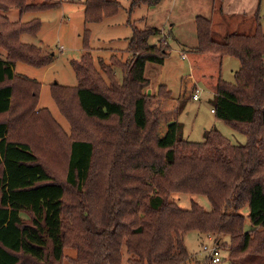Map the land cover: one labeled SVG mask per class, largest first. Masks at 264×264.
<instances>
[{
    "label": "trees",
    "instance_id": "trees-1",
    "mask_svg": "<svg viewBox=\"0 0 264 264\" xmlns=\"http://www.w3.org/2000/svg\"><path fill=\"white\" fill-rule=\"evenodd\" d=\"M160 1L129 0L127 13ZM57 5L0 0V49L6 53L0 59V264H64L67 245L77 250L70 258L74 264H121L123 248L132 264H186L189 231L210 235L220 253L227 236L228 264H264V31L259 19L252 33L232 31L217 41L211 19L196 15L197 43L186 54L193 61L208 56L210 67L207 72L202 59L199 67L191 61L192 75L183 77L178 98L163 85L157 93L144 92L146 65H162L170 49L159 28H138L128 20L129 58L101 60L107 80L94 65L84 29L83 54L72 62L77 85L49 88L69 124L67 134L48 108L37 107L41 83L14 70L17 62L43 67L52 60L20 39L35 36L40 20L10 21L4 14ZM121 8L116 0H85L83 19L97 22ZM223 56L239 61L233 83L221 78ZM198 80L213 93L215 117L244 134V144L230 143L216 129L205 130L201 142L182 138L177 114L193 99ZM173 193L203 195L211 209L196 203L181 208L170 200ZM194 264L213 263L207 256Z\"/></svg>",
    "mask_w": 264,
    "mask_h": 264
},
{
    "label": "rangeland",
    "instance_id": "rangeland-1",
    "mask_svg": "<svg viewBox=\"0 0 264 264\" xmlns=\"http://www.w3.org/2000/svg\"><path fill=\"white\" fill-rule=\"evenodd\" d=\"M58 1V5L48 10L38 12H25L20 15L16 8L9 9L4 14L10 21L20 20L27 22L32 19H39L41 26L35 36L22 34L20 39L24 43H29L40 47L42 56L51 57L49 64L43 67H37L22 62L15 64L14 70L17 74L35 79L41 83L38 108H48L58 124L70 133V127L67 120L59 113L51 95L50 85L58 83L63 86H76L77 80L72 68V62L80 60L83 54L82 34L84 29L89 30L88 46L92 54L93 62L97 70L107 80L105 73L101 70L100 61L109 63L111 55L120 58L121 61L128 60L129 53L125 50L128 39L132 35L131 24L135 27L144 28L153 26L161 30V37L165 35L169 44V51L162 65L147 64L145 68V77L149 79L148 87L144 90L147 95L158 92L161 85L165 86L172 97L178 98L181 90V81L183 77L191 76L193 62L195 67L200 66L198 59H202L208 66H204L208 72L210 63L208 56L187 55L186 50L196 45L194 35L193 19L189 23L190 14L203 15L211 19L213 38L222 41L226 33L235 30L236 21L234 17H227L221 12L220 0H214L211 10H206L204 4L195 3L191 0H161L157 5H142L136 8L130 15L127 13L129 0H116L122 5V8L112 16H103L97 22H85L83 19L85 0H50ZM41 2V1H40ZM261 16V26L264 30V4L259 10ZM179 19L183 24L179 25L173 22ZM239 19V18H238ZM255 20V19H254ZM245 21V20H244ZM174 26H170V23ZM251 23V22H250ZM249 21L238 29L237 32L244 30L248 33ZM247 25V26H246ZM157 41V38L151 40V43ZM185 53V54H184ZM6 53L0 49V59H5ZM264 60V56H263ZM192 61V62H191ZM239 61L232 56H223L220 65L221 78L228 82H234V73L239 69ZM205 72V71H204ZM116 79L121 80V72L115 69ZM195 92L199 100L190 99L177 114V121L182 126V138L193 142L203 141V132L205 130L216 129L222 136L232 144H244L246 138L244 134L235 130L230 124L219 120L211 112L213 108V93L204 85L203 81L198 80L195 83ZM170 200L178 206L188 209L191 203L202 206L205 210H210L211 205L208 199L203 195L173 193ZM245 216L244 230L252 229L249 224L247 208L241 210ZM70 225V222H68ZM210 236V235H208ZM224 239V240H223ZM221 239L220 264H228V251L223 244L229 243L226 236ZM213 240V238H212ZM184 242L191 254L186 264L202 262L206 253L202 251V246L211 245L207 235L196 231H189L184 236ZM216 242V241H215ZM76 248L65 246L63 250V263L74 264L70 258L76 257ZM129 255L125 248L122 249L121 264H132L128 261Z\"/></svg>",
    "mask_w": 264,
    "mask_h": 264
},
{
    "label": "crops",
    "instance_id": "crops-1",
    "mask_svg": "<svg viewBox=\"0 0 264 264\" xmlns=\"http://www.w3.org/2000/svg\"><path fill=\"white\" fill-rule=\"evenodd\" d=\"M191 1H194L195 3H199V4L203 3L206 10H211L214 4V0H191ZM263 4H264V0H220L221 12L224 15L226 14L225 16L234 17L235 20H237L234 30L236 32L246 21H249L247 31L250 32L248 33L253 32L256 19H259V21L261 20L259 10ZM196 15L198 14H190L189 23L190 21H192V19H194ZM173 22L177 24L178 30H179L178 26L183 24V22L179 19H175ZM170 24H171L170 26L173 25L172 22ZM240 33H244V30H242Z\"/></svg>",
    "mask_w": 264,
    "mask_h": 264
},
{
    "label": "built area",
    "instance_id": "built-area-1",
    "mask_svg": "<svg viewBox=\"0 0 264 264\" xmlns=\"http://www.w3.org/2000/svg\"><path fill=\"white\" fill-rule=\"evenodd\" d=\"M192 98L193 100H199V96L197 95V93L194 94ZM211 112H213V110H211ZM207 238L209 241H211V245L209 246L203 245L202 251L206 253L211 263L217 264L220 262L221 259L220 251L218 249L217 243L214 240H212L211 236H207Z\"/></svg>",
    "mask_w": 264,
    "mask_h": 264
}]
</instances>
